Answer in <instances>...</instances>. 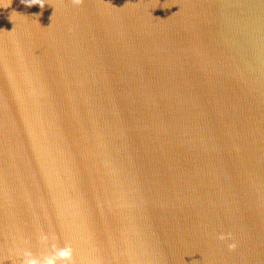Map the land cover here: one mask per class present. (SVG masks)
Here are the masks:
<instances>
[{
  "label": "water",
  "instance_id": "obj_1",
  "mask_svg": "<svg viewBox=\"0 0 264 264\" xmlns=\"http://www.w3.org/2000/svg\"><path fill=\"white\" fill-rule=\"evenodd\" d=\"M0 264H264V0H0Z\"/></svg>",
  "mask_w": 264,
  "mask_h": 264
},
{
  "label": "clouds",
  "instance_id": "obj_2",
  "mask_svg": "<svg viewBox=\"0 0 264 264\" xmlns=\"http://www.w3.org/2000/svg\"><path fill=\"white\" fill-rule=\"evenodd\" d=\"M221 239H223V237H220ZM230 247H234V245H230ZM65 257L67 258L69 256V253H64Z\"/></svg>",
  "mask_w": 264,
  "mask_h": 264
}]
</instances>
